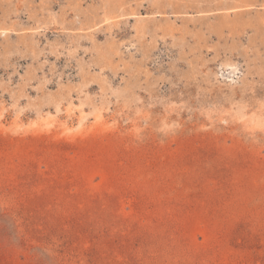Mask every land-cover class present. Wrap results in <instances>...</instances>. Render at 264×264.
I'll list each match as a JSON object with an SVG mask.
<instances>
[{"label": "rangeland", "instance_id": "1", "mask_svg": "<svg viewBox=\"0 0 264 264\" xmlns=\"http://www.w3.org/2000/svg\"><path fill=\"white\" fill-rule=\"evenodd\" d=\"M0 264H264V0H0Z\"/></svg>", "mask_w": 264, "mask_h": 264}]
</instances>
